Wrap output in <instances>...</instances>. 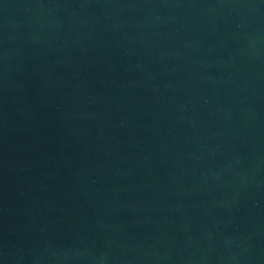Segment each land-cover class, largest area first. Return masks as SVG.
I'll return each instance as SVG.
<instances>
[{
  "label": "water",
  "instance_id": "water-1",
  "mask_svg": "<svg viewBox=\"0 0 264 264\" xmlns=\"http://www.w3.org/2000/svg\"><path fill=\"white\" fill-rule=\"evenodd\" d=\"M0 264H264V0H0Z\"/></svg>",
  "mask_w": 264,
  "mask_h": 264
}]
</instances>
